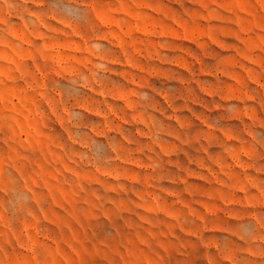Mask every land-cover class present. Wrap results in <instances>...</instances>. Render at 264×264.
Returning a JSON list of instances; mask_svg holds the SVG:
<instances>
[{"label": "rangeland", "instance_id": "1", "mask_svg": "<svg viewBox=\"0 0 264 264\" xmlns=\"http://www.w3.org/2000/svg\"><path fill=\"white\" fill-rule=\"evenodd\" d=\"M0 264H264V0H0Z\"/></svg>", "mask_w": 264, "mask_h": 264}]
</instances>
